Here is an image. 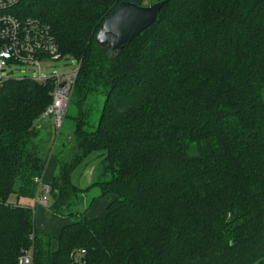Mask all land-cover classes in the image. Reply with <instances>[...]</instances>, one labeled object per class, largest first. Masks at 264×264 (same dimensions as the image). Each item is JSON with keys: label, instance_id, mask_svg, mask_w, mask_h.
Instances as JSON below:
<instances>
[{"label": "trees", "instance_id": "16d2710c", "mask_svg": "<svg viewBox=\"0 0 264 264\" xmlns=\"http://www.w3.org/2000/svg\"><path fill=\"white\" fill-rule=\"evenodd\" d=\"M122 1L150 4L14 0L3 10L49 26L79 70L62 138L39 124L51 78L0 84V264L29 249L33 264H264V0H169L114 57L96 34ZM50 158L48 208L71 217L57 236L9 201L38 195ZM94 162L91 182H74ZM97 199L110 200L105 214L88 216Z\"/></svg>", "mask_w": 264, "mask_h": 264}, {"label": "built area", "instance_id": "2783aa9c", "mask_svg": "<svg viewBox=\"0 0 264 264\" xmlns=\"http://www.w3.org/2000/svg\"><path fill=\"white\" fill-rule=\"evenodd\" d=\"M14 0H0V84L6 77L8 67L14 64H27L34 67L38 74L33 78L45 81L51 78L54 81L52 103L44 111V117H52L55 130L58 132L64 121L68 109L74 84L78 75L79 65L64 70L61 73H52L43 76V64L63 59L49 26L35 18L24 20L12 14L3 12ZM74 64L75 61H73ZM23 77V76H18ZM40 191L36 196L45 205L48 204L47 194H50V185L43 179H37ZM43 188V189H42ZM85 253V250H81ZM19 264H33V250H24L19 257Z\"/></svg>", "mask_w": 264, "mask_h": 264}, {"label": "water", "instance_id": "95a60500", "mask_svg": "<svg viewBox=\"0 0 264 264\" xmlns=\"http://www.w3.org/2000/svg\"><path fill=\"white\" fill-rule=\"evenodd\" d=\"M168 1L160 0L149 5L122 1L100 25L96 34L97 44L109 48L114 57L118 56L137 35L155 23Z\"/></svg>", "mask_w": 264, "mask_h": 264}, {"label": "crops", "instance_id": "0c3cea01", "mask_svg": "<svg viewBox=\"0 0 264 264\" xmlns=\"http://www.w3.org/2000/svg\"><path fill=\"white\" fill-rule=\"evenodd\" d=\"M40 126L45 128L53 129V119L52 117H44L40 122ZM58 168V163L55 158H50L45 173H44V183L48 184L51 182L54 174L56 173ZM9 201L13 204L31 206L35 210L36 214V226L47 231L51 235L57 236L61 231L62 227L65 224L70 222V218L67 216H61L50 209H47L41 200L37 197L28 198V197H18L15 194H12L9 198ZM110 200L108 199H97L91 205L90 209L92 214L88 211V216H102L106 212L107 205L109 204ZM38 207H40V212L38 211ZM89 209V210H90ZM38 214V216H37ZM38 217V218H37ZM54 246H56V242H54Z\"/></svg>", "mask_w": 264, "mask_h": 264}, {"label": "rangeland", "instance_id": "374dc122", "mask_svg": "<svg viewBox=\"0 0 264 264\" xmlns=\"http://www.w3.org/2000/svg\"><path fill=\"white\" fill-rule=\"evenodd\" d=\"M146 2H149L151 4V3H153V0H146ZM74 65L75 64L73 63V61L71 59L70 60H63L62 59L60 61H53L49 64H43V68H42L43 76H45V77L49 76L54 72L55 73H61L64 70L71 68ZM34 69H35L34 67L27 65V64H14L11 67H8L7 72H11L10 75L13 77L29 76L31 78H34L38 74V72ZM102 100H103V97L101 99L98 112L96 111L95 115L93 116L92 121L94 123H96L98 120L99 113L101 111ZM72 127H73V121L70 118L66 117L64 119V124L61 128L62 132H61L60 138H62L64 135L70 133V131L72 130ZM95 166H96V162H94V166H91L90 168H88L86 170H83V167H80L79 169H77L73 173L74 182H76L80 186L88 185L92 180ZM97 193H99L98 189H93L91 192L87 193L84 196L85 202L87 203L89 201V199L91 197H93L94 195H96ZM47 197H48V202H50V204H51L53 202L52 196L50 194H47ZM43 207L49 209L48 204L43 206ZM40 210H41L40 207H38L39 212H40ZM89 212H90V214H92L91 209L89 210ZM37 216H38V214H37ZM69 218L71 219V217H69Z\"/></svg>", "mask_w": 264, "mask_h": 264}]
</instances>
